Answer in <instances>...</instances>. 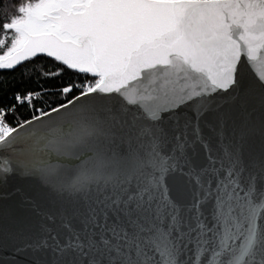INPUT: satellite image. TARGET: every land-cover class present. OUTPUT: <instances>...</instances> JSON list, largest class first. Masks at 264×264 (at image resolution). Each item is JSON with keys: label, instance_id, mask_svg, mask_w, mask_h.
Masks as SVG:
<instances>
[{"label": "snow or ice", "instance_id": "obj_1", "mask_svg": "<svg viewBox=\"0 0 264 264\" xmlns=\"http://www.w3.org/2000/svg\"><path fill=\"white\" fill-rule=\"evenodd\" d=\"M0 264H264V0H0Z\"/></svg>", "mask_w": 264, "mask_h": 264}, {"label": "trees", "instance_id": "obj_2", "mask_svg": "<svg viewBox=\"0 0 264 264\" xmlns=\"http://www.w3.org/2000/svg\"><path fill=\"white\" fill-rule=\"evenodd\" d=\"M4 3L9 4V3H11V0H4Z\"/></svg>", "mask_w": 264, "mask_h": 264}]
</instances>
